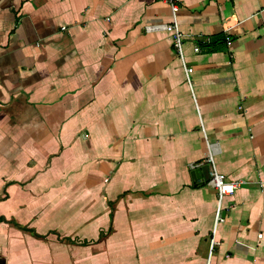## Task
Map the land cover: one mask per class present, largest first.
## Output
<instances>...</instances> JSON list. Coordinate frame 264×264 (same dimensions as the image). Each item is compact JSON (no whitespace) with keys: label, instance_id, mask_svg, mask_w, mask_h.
<instances>
[{"label":"crops","instance_id":"obj_1","mask_svg":"<svg viewBox=\"0 0 264 264\" xmlns=\"http://www.w3.org/2000/svg\"><path fill=\"white\" fill-rule=\"evenodd\" d=\"M177 3L191 87L166 0H0V264H264V0Z\"/></svg>","mask_w":264,"mask_h":264},{"label":"built area","instance_id":"obj_2","mask_svg":"<svg viewBox=\"0 0 264 264\" xmlns=\"http://www.w3.org/2000/svg\"><path fill=\"white\" fill-rule=\"evenodd\" d=\"M169 6L170 10V22L168 24H160V25H154V26H147L146 29H163L172 34L173 37V46L178 54V57L180 58L182 62V67L185 75V79L187 84L191 87V80H190V74L192 73L193 69L191 67H188L185 65L183 61V54H182V33L179 28L178 24V3L177 0H166ZM230 40L227 38V42ZM194 52L199 51V47L197 45L194 46ZM202 132L205 137L204 128L201 125ZM206 141V147H207V161L210 164L209 168V179L207 181V184L211 186L215 190V212H214V223L212 232L215 233L217 229V225L224 220V207L222 205L223 200L226 197L232 196L234 192L243 184H245V181L243 180H230L228 179L223 173H221L217 167L215 166L213 162V146L212 144H209L207 140ZM192 165L191 167H194ZM214 243V239H211L210 248H212ZM210 255V254H209Z\"/></svg>","mask_w":264,"mask_h":264},{"label":"rangeland","instance_id":"obj_3","mask_svg":"<svg viewBox=\"0 0 264 264\" xmlns=\"http://www.w3.org/2000/svg\"><path fill=\"white\" fill-rule=\"evenodd\" d=\"M182 41H183V39H182ZM224 203H225V199L223 200V202H222V205L224 206ZM215 206H216V203H215ZM202 242V241H201ZM210 243H211V237L209 238V237H206L205 238V244H206V246H208V252H206V250L205 251H203V250H200V252H199V254H198V260H199V263L200 264H203L204 263V257H206V258H208L209 257V252L211 251L212 252V249L210 248ZM209 253V254H208ZM208 255V256H207ZM187 264V263H186Z\"/></svg>","mask_w":264,"mask_h":264}]
</instances>
